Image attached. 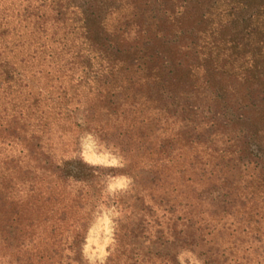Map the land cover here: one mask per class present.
Instances as JSON below:
<instances>
[{
  "label": "trees",
  "instance_id": "trees-1",
  "mask_svg": "<svg viewBox=\"0 0 264 264\" xmlns=\"http://www.w3.org/2000/svg\"><path fill=\"white\" fill-rule=\"evenodd\" d=\"M100 74L128 77L131 85L119 86L135 89L127 118H95L86 105L83 124L127 132V144L147 156L152 181L164 163H179L175 182L189 189L180 191L174 245L201 264H264V0H0V143L37 147L59 105L39 103L48 93L42 85H96ZM144 83L154 86L149 102L193 100L181 113L198 111L209 89L210 122L181 126L192 137L188 159L157 147L159 120L136 103ZM223 141L228 149L219 151ZM172 263L180 264L175 256Z\"/></svg>",
  "mask_w": 264,
  "mask_h": 264
},
{
  "label": "rangeland",
  "instance_id": "rangeland-1",
  "mask_svg": "<svg viewBox=\"0 0 264 264\" xmlns=\"http://www.w3.org/2000/svg\"><path fill=\"white\" fill-rule=\"evenodd\" d=\"M123 83L131 85L128 77L100 74L96 85H42L48 93L39 103L59 104L47 118L48 132L33 140L35 148L26 146L27 139L0 143V170L8 165L5 173L0 171V264H173L174 256L180 264H201L195 253L180 250L173 241L175 220L182 214L179 203L185 201L180 191L189 189L175 182L179 163H170L174 169L164 163L152 181L147 156L142 148L127 144V132L123 137L83 124L86 105L95 107V118H127V102L135 89L127 91L125 85L122 90ZM148 91L154 93L150 83L136 87V103L144 101L151 117L159 120L157 147L164 154L172 148L175 154L185 151L188 159L185 140L192 137L181 135V126L210 122L209 89L196 100L198 111L186 107L182 113V104L193 100L171 104L159 95L149 102ZM240 103L235 102L238 112ZM225 135L234 139L236 133L226 130ZM227 144L216 147L227 150Z\"/></svg>",
  "mask_w": 264,
  "mask_h": 264
}]
</instances>
